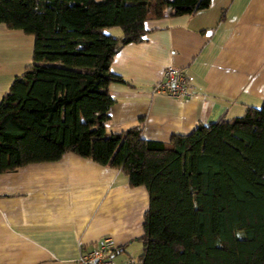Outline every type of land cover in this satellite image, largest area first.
I'll return each mask as SVG.
<instances>
[{
	"label": "trees",
	"instance_id": "16d2710c",
	"mask_svg": "<svg viewBox=\"0 0 264 264\" xmlns=\"http://www.w3.org/2000/svg\"><path fill=\"white\" fill-rule=\"evenodd\" d=\"M210 3L0 0V21L34 35L32 62L0 99V173L75 152L147 187L141 264H264V100L167 140L145 137L142 121L106 130L110 83L124 80L115 52L145 38L147 19Z\"/></svg>",
	"mask_w": 264,
	"mask_h": 264
},
{
	"label": "crops",
	"instance_id": "0c3cea01",
	"mask_svg": "<svg viewBox=\"0 0 264 264\" xmlns=\"http://www.w3.org/2000/svg\"><path fill=\"white\" fill-rule=\"evenodd\" d=\"M145 26V38L122 44L112 59L124 80L109 86L107 132L142 121L145 137L167 140L264 100V0H211L194 13L149 18ZM33 48V34L0 21V99L32 62ZM169 64L189 75L188 95L156 88ZM148 205L145 185L132 186L119 168L72 151L4 171L0 264H72L104 235L113 237L112 255L123 262L141 251L137 237Z\"/></svg>",
	"mask_w": 264,
	"mask_h": 264
},
{
	"label": "built area",
	"instance_id": "2783aa9c",
	"mask_svg": "<svg viewBox=\"0 0 264 264\" xmlns=\"http://www.w3.org/2000/svg\"><path fill=\"white\" fill-rule=\"evenodd\" d=\"M190 77L182 67L169 64L165 68L164 78L156 88L174 96L189 94ZM116 243L111 235H104L94 246L82 252L72 264H141L136 256H130L123 262L114 259L112 253Z\"/></svg>",
	"mask_w": 264,
	"mask_h": 264
},
{
	"label": "rangeland",
	"instance_id": "374dc122",
	"mask_svg": "<svg viewBox=\"0 0 264 264\" xmlns=\"http://www.w3.org/2000/svg\"><path fill=\"white\" fill-rule=\"evenodd\" d=\"M108 31L112 32L113 34L120 35L122 34V29L119 26H112L106 28ZM31 35V34H30ZM140 243V242H139ZM135 254V251H132Z\"/></svg>",
	"mask_w": 264,
	"mask_h": 264
}]
</instances>
